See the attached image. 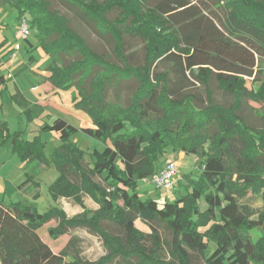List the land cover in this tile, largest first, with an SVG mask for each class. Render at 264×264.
Instances as JSON below:
<instances>
[{
  "label": "trees",
  "instance_id": "16d2710c",
  "mask_svg": "<svg viewBox=\"0 0 264 264\" xmlns=\"http://www.w3.org/2000/svg\"><path fill=\"white\" fill-rule=\"evenodd\" d=\"M64 1L113 40L119 63L95 51L47 0H1L18 10V23L28 20L37 44L51 57L47 81L54 89H76L75 105L93 125L81 131L105 147L85 162L84 151L72 141L79 129L57 118L40 128L57 133L61 142L50 159L39 136L24 140V132L10 134L0 120V146L10 143L11 153L25 164L24 183L16 187L7 181L4 195L29 183L39 187L38 172L53 164L59 173L50 187L56 202L66 198L83 205V192L101 208L91 217L84 211L69 218L57 207L40 214L25 201H0V264H198L197 259L264 264V216L252 219L238 202L252 192L264 203V113L250 108L260 127L241 115L248 102L264 104V0H197L199 5L163 0L153 7L149 0ZM134 40L144 44L142 65L127 53ZM245 79H253L252 90ZM6 81L0 77V84ZM126 82L136 87L124 105L118 92ZM212 86L232 102L216 103ZM112 91L115 101L109 100ZM12 97L31 117V102L19 91ZM167 152L197 157L202 170L196 179L176 182L184 196L160 206L142 200L138 188ZM55 219L59 224L49 230L51 238L86 228L101 238L105 255L92 262L54 252L39 232ZM139 220L150 232L137 228ZM157 226L170 232L171 240H163Z\"/></svg>",
  "mask_w": 264,
  "mask_h": 264
},
{
  "label": "rangeland",
  "instance_id": "374dc122",
  "mask_svg": "<svg viewBox=\"0 0 264 264\" xmlns=\"http://www.w3.org/2000/svg\"><path fill=\"white\" fill-rule=\"evenodd\" d=\"M52 9L60 12L66 16L73 29L79 32L88 42V44L98 53H104L112 57L113 61L119 63L113 56L114 42L109 36H101L97 33L93 26L88 25L85 19L79 14L78 10L72 7L64 0H47ZM103 1V0H99ZM163 0H149L148 6L153 7L158 2ZM192 5H199L197 0H188ZM18 10L11 4H3L0 0V77L4 76L7 81L0 84V107H2L0 114L6 122L10 134L16 132H24L22 137L24 140H33L39 136L41 142L44 144V153L47 158L51 159L53 151L61 145L57 133L41 132L40 128L44 124H52L56 118H62L71 125L79 129V131L72 137L82 151L85 153V162H91L93 150H102L105 145L96 139L86 135L81 129L92 124V120L84 110L78 109L75 105L74 99L78 96L75 88L69 90L53 89L52 85L47 81L50 73L46 70L51 62V57L46 54L44 49L37 44L34 33L31 32L30 42L27 40H20L18 38ZM111 17V16H110ZM19 45V49L17 48ZM143 43L140 40L131 42L129 54H133V64L142 65L144 62ZM264 69V64L262 66ZM156 69V68H155ZM159 72H164V68H158ZM261 78V77H260ZM47 82L51 85H47ZM48 86V87H47ZM253 79H245V87L250 91L253 89ZM136 84L126 82L119 90V97L122 103L126 105L132 95ZM201 89L200 86H198ZM215 95V102L228 106L232 102L231 96L224 95L217 87L212 86ZM25 93L23 95L26 100L32 102L31 117L23 111L13 101V95L16 92ZM56 91V92H54ZM200 91H203L201 89ZM54 92V93H53ZM204 92V91H203ZM27 96V97H26ZM109 100L115 101V92H110ZM29 101V102H30ZM34 101V102H33ZM260 110L258 114L264 113V104L248 102L241 112L246 122L254 127L261 126V120L252 112V110ZM1 143V139H0ZM9 143L0 146V164L6 163L3 167L4 173L14 171L11 175H16L17 170L12 165L20 160L17 156H13L9 149ZM12 158V162H11ZM171 162L179 165L180 176L177 181L185 182L184 176H191L196 179L201 173L200 162L195 156H187L180 152H167L162 159L156 164V173L142 181L138 188V193L142 200L153 199L163 206L167 201L172 203L178 197L184 196L186 190H176V186L170 194H166L163 190H158L156 185L152 183L151 179L165 166ZM1 166V165H0ZM7 166V167H6ZM29 172V170H27ZM58 171L53 164H49L43 170L40 169L36 181L40 183L39 187H34L32 183L25 185V191L14 194L12 197L6 198L9 203H17L25 201L38 208L40 214L46 213L50 208L57 207L65 211L69 218L82 214L87 211L88 216L91 217L97 212L101 206L94 201L87 193H81L83 205L77 204L73 199L60 198L57 202L53 199L50 193L51 185L58 178ZM101 182L100 178L95 179ZM112 189L107 190L111 193ZM177 193V194H176ZM2 195L0 196V200ZM110 200V197H108ZM243 209L248 210L253 214L252 219L257 220L260 216H264V203L259 196L249 192L246 197L238 200ZM115 205L121 207L122 202L115 201ZM204 208V204H201ZM59 220H52L46 224L39 232L40 237L44 242L49 244L52 249L57 252H67L69 255L78 254L82 260L97 261L105 255V248L101 238L86 228H69L65 234L53 239L49 235V230L56 228ZM137 228L148 233L150 232L148 226L140 220L136 222ZM159 234L163 240H171V233L164 227L157 226ZM259 232L252 233L254 241L257 240ZM214 249H211V252ZM70 259L67 257L66 262ZM198 264H204L203 259H197Z\"/></svg>",
  "mask_w": 264,
  "mask_h": 264
},
{
  "label": "built area",
  "instance_id": "2783aa9c",
  "mask_svg": "<svg viewBox=\"0 0 264 264\" xmlns=\"http://www.w3.org/2000/svg\"><path fill=\"white\" fill-rule=\"evenodd\" d=\"M31 29L26 18H22L18 23V38L20 40H27L30 38ZM19 45L17 48L19 49ZM179 165L171 162L158 172L152 179V183L156 185L158 190H163L166 194H170L180 176Z\"/></svg>",
  "mask_w": 264,
  "mask_h": 264
},
{
  "label": "crops",
  "instance_id": "0c3cea01",
  "mask_svg": "<svg viewBox=\"0 0 264 264\" xmlns=\"http://www.w3.org/2000/svg\"><path fill=\"white\" fill-rule=\"evenodd\" d=\"M44 76L45 77H47L48 78V76H47V74L45 75L44 74ZM4 77V76H3ZM5 78V77H4ZM7 79V78H6ZM47 85H49V86H51L48 82H47ZM48 87V86H47ZM52 87V86H51ZM54 89V88H53ZM55 90V89H54ZM54 92H56V91H54ZM53 92V93H54ZM23 95H26L25 93H23ZM27 97V96H26ZM29 101H30V99H29ZM31 102V101H30ZM34 102V101H33ZM32 103V102H31ZM2 109V108H1ZM1 111V110H0ZM57 119V118H56ZM55 119V120H56ZM0 120L2 121V122H5L4 121V118L2 117V115L0 114ZM53 123V122H52ZM87 126H89V127H85V128H92L93 127V125L92 124H88ZM56 137L58 138V135H56ZM10 144V143H9ZM78 145V144H77ZM9 147H10V145H9ZM80 147V146H79ZM98 150V149H97ZM9 151H10V149H9ZM99 151H102V150H99ZM10 153H11V151H10ZM12 154V153H11ZM13 155V154H12ZM14 156V155H13ZM11 162H12V158H11ZM5 164L6 163H1L0 165V196L2 195V199L0 200V201H2L4 204H7V205H9V204H12V203H9V202H7L6 201V198H9L8 196H5L4 195V190H5V183L7 182V181H9L10 183H12V184H14L16 187L17 186H19V185H21V184H23L24 183V181H25V164L24 163H22V162H17L16 164H14L13 162H12V165L15 167V169L17 170V174L16 175H11L14 171L12 170V171H10V170H8V172L7 171H5V173H4V169H3V167L5 166ZM7 167V166H6ZM23 191H25V188H23L22 190H20V191H18V193L20 192V193H22ZM17 192L15 193V195L16 194H18ZM14 195V196H15ZM12 197V196H11ZM53 251L54 252H56V253H58L56 250H54L53 249Z\"/></svg>",
  "mask_w": 264,
  "mask_h": 264
}]
</instances>
